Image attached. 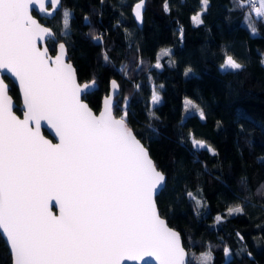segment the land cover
<instances>
[{"label":"snow or ice","instance_id":"1","mask_svg":"<svg viewBox=\"0 0 264 264\" xmlns=\"http://www.w3.org/2000/svg\"><path fill=\"white\" fill-rule=\"evenodd\" d=\"M125 3L121 0L122 5ZM231 3L229 14L243 11L250 35H259L257 24H264V0ZM99 4L104 6L105 0H99ZM198 4L190 20L196 28L207 27L213 0H198ZM130 7L134 20L142 26L148 0H135ZM161 7L165 14H171L172 0H162ZM34 12L44 17L38 19ZM72 17L73 9L65 7L63 0H0V241L8 264H214L213 246H206L199 256L186 251L197 242L189 237L185 243L182 232L170 227L162 215L159 204L171 176L152 156L143 131L135 127L138 121L131 101L142 93L144 84L139 76L146 73L151 89L146 105L147 128L153 136H159L153 122L161 121L157 112L165 86L155 83L152 69L163 71L165 65L175 68L172 49L162 48L154 63L146 62L142 48L125 29L126 56H132V60L126 59L118 72L131 91L124 94L122 84L110 79L94 110L89 97L98 91L96 74L82 82L70 55ZM48 18L56 21V27L48 23ZM83 19L90 29L84 38L101 49L103 64L115 69L113 49L104 39L106 33L92 27L89 16ZM114 27L121 28V20ZM177 38L183 44L182 25ZM230 47H220L219 70L239 76L247 70L248 61L231 52ZM258 62L264 67V51L259 52ZM183 76L197 77V73L189 65ZM6 79H14L19 85L22 106L17 111L23 118L13 110ZM207 107L185 96L181 123L193 116L207 122ZM42 126L54 131L58 142L45 138ZM224 128V121L217 119L216 131ZM245 134L240 124L236 136L239 139ZM245 142L251 145L247 138ZM177 143L185 147L190 143L196 162L205 171L208 164L199 159L200 151L214 159L220 155L210 142L197 138L192 131L185 139L181 130ZM257 161L264 162V156ZM171 163L183 166L176 158ZM240 183L251 191L246 179ZM183 194L193 203L196 216L202 217L208 208L203 190L186 188ZM256 194L264 197V184ZM248 201L245 197L230 205L226 213H218L213 226L235 215H247ZM235 235L241 242L235 255L252 257L245 237L238 231ZM222 246L226 264H233V248L227 243ZM219 247L221 244L215 245Z\"/></svg>","mask_w":264,"mask_h":264},{"label":"trees","instance_id":"2","mask_svg":"<svg viewBox=\"0 0 264 264\" xmlns=\"http://www.w3.org/2000/svg\"><path fill=\"white\" fill-rule=\"evenodd\" d=\"M63 3L73 9L70 21L72 32L69 33L73 47L70 55L79 78L82 82L87 81L95 73L99 84L98 91L89 97L94 110L107 91L110 79L115 78L122 84L124 94L131 91L130 84L118 72L126 59L132 60V56H126L128 41L125 29L133 34L132 40L142 48L146 62L154 63L160 49H172L177 66L169 68L165 65L163 71L152 69L155 83L165 86L161 90L163 102L157 112L161 121L153 122L159 129L158 137L147 128L146 105L151 89L146 73L139 76V82L144 84L142 93L134 95L131 101L135 120L138 121L135 127L143 131L145 141L150 142L152 156L171 176L168 190L162 194L159 204L162 215L173 228L182 232L185 243L189 237L197 242L191 249L186 248L197 256L211 245L214 248V264H226L222 245L227 243L234 250L233 264H240L241 261L243 264H264V197L256 194L257 188L264 184V162L257 161L258 157L264 156V67L258 62L259 52L264 51V24H257L259 35H250L244 23L245 13L237 10L229 14L227 11L232 7L231 0H213L211 14L206 19L207 27L200 28L194 27L190 20L199 7L198 0H185L184 4L180 0H172L171 14L163 12L162 0H148L142 28L132 16L130 5L135 0H126L123 5L121 0H105L104 6L99 4V0H63ZM85 15L89 16L92 27L106 33L104 39L107 46L113 49L111 55L115 69L104 65L101 49L84 38L90 30L88 22L83 19ZM117 20L122 22L119 29L114 27ZM48 23L56 27V21L48 19ZM181 25L185 29L183 44L177 38ZM222 45H230L231 52L247 59L245 72L236 76L219 70ZM189 65L194 68L197 77L183 76L185 67ZM7 81L11 84V95L20 104L18 88L11 80ZM185 96L208 106L206 111L210 112V116L207 122L193 116L181 123ZM217 119H222L225 125L220 132L215 129ZM240 124H243L246 134L238 139L236 132ZM181 130L185 139L192 131L197 138L207 140L219 152V158L214 159L206 151H200L199 159L207 162V171L196 162L190 143L187 147L177 143ZM246 138L251 145L245 142ZM173 158L182 162L183 166L173 165ZM242 179L247 180L251 191L241 185ZM186 188L193 192L203 190L208 208L202 217L196 216L193 203L183 194ZM245 197H249L245 206L247 215H235L224 224L213 226L218 213H226L230 205L242 202ZM237 231L245 237L252 257L235 255L241 247L235 235ZM257 237L260 239L257 240ZM217 244L221 247L215 248ZM8 260L0 241V261L8 264Z\"/></svg>","mask_w":264,"mask_h":264},{"label":"water","instance_id":"3","mask_svg":"<svg viewBox=\"0 0 264 264\" xmlns=\"http://www.w3.org/2000/svg\"><path fill=\"white\" fill-rule=\"evenodd\" d=\"M33 14H34V16H37L38 19H40V17H41V18L44 17V14H43V13H40L39 15H37V13L34 12ZM48 19H51V18H48ZM135 22H136V21H135ZM136 24H137V22H136ZM137 25H138V24H137ZM143 25H144V24H143ZM143 25H142V26L138 25V26H139L140 28H142ZM11 81H12V82L16 85V87L18 88L19 95H20V101H21V103L18 104V103L15 101V99L13 98V96L11 95L10 91H9V95L12 97V100H13V105H14L13 110L16 112V114H17L18 116H20L21 118H23V114H22V112H21V114H19V113L16 111V109H17L19 106H22V93H21V91H20V89H19V85H18V83L14 82V79H12ZM5 82H6V83H9L7 80H6ZM9 85H10V89H11V84L9 83ZM98 88H99V84H98ZM41 132H42V134L45 136V138L52 140L53 143L58 142V138L55 137V133H54V131L50 130L49 128H47V127H43V126H42V128H41ZM53 211L56 212L57 210H56L55 208H53ZM169 226L172 227L170 224H169ZM172 228H173V227H172ZM174 229H175V228H174ZM176 230H177V229H176ZM186 251H188V250L186 249Z\"/></svg>","mask_w":264,"mask_h":264}]
</instances>
